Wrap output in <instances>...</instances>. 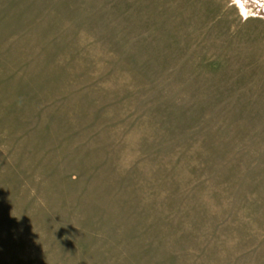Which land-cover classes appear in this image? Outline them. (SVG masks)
<instances>
[{"label":"rangeland","instance_id":"obj_1","mask_svg":"<svg viewBox=\"0 0 264 264\" xmlns=\"http://www.w3.org/2000/svg\"><path fill=\"white\" fill-rule=\"evenodd\" d=\"M0 264H264V0H0Z\"/></svg>","mask_w":264,"mask_h":264}]
</instances>
